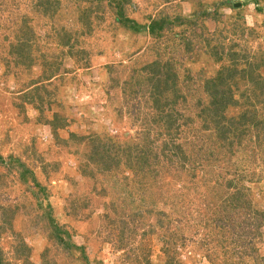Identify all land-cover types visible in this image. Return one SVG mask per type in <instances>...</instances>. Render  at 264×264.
<instances>
[{"label":"rangeland","instance_id":"obj_1","mask_svg":"<svg viewBox=\"0 0 264 264\" xmlns=\"http://www.w3.org/2000/svg\"><path fill=\"white\" fill-rule=\"evenodd\" d=\"M81 1L0 0V264H264V0Z\"/></svg>","mask_w":264,"mask_h":264},{"label":"trees","instance_id":"obj_2","mask_svg":"<svg viewBox=\"0 0 264 264\" xmlns=\"http://www.w3.org/2000/svg\"><path fill=\"white\" fill-rule=\"evenodd\" d=\"M75 1L77 2V0H75ZM78 1H81V0H78ZM13 2L15 3V0H13ZM67 2H70L71 3L72 0H69V1H65V0H31V2L29 4V7H31V9L33 10L32 13H37L40 16H42L43 18H45V19H48L49 18L50 20H56L57 17L59 18V17L62 16V12H65L64 6H65V4ZM9 4H12V3L10 2ZM20 6L21 5L18 4L19 9H20ZM79 8H82V7H79ZM79 11H80V14H81L82 13V10L79 9ZM12 13H14V11H11L10 12V15L12 16L11 17L12 18L11 20L15 21L14 18H13ZM28 15L29 14L23 15L24 17L22 16L21 22L20 23H17V28L15 29V37H16V42L17 43H12L11 42V47L15 50L14 52L16 53V55H17L18 58L21 57L22 54H24V58H25L24 51L26 49H28V47H30V46L26 45L27 44L26 40L30 38L28 36L30 35L31 31L28 30L26 27H24V24H26L27 21H28L27 19H29ZM80 19H83L81 17V15H80ZM85 22L86 23H89L88 16L86 17ZM155 27H156V24L153 23L151 25V28H155ZM31 57H32L31 53L29 55H27V58H31ZM23 60H26V59H22L20 62H22ZM29 63H31V62L29 61ZM152 77H153V79H152ZM152 77L149 78L148 80L149 81L150 80H154L156 82H159L161 80V79L156 78L157 77V74H154ZM157 90H158V92L155 93V94H153L156 97V102H163L161 97L164 94H166L167 91L164 92V89L163 90L157 89ZM221 99L222 98H220V101H221ZM165 109L166 108H164V107H159L158 109H155L156 110V118H154V121H155V123H159V122L166 123L168 125V131L170 133V129L173 128V114L172 113H166V110ZM254 127H255V129H259L260 123H255V126ZM55 129H57V128H55ZM241 130H243V129L241 128ZM174 147H175V149H177V153L178 154H181V156L183 157V159L185 161H189L187 159V157L184 155L183 151L180 149L181 145H175ZM146 155H147V153H146ZM190 168H191V166H189V168L186 170V172L188 174H191V176L193 177V174L194 173H191V172L194 171V169L193 170H190ZM203 175H204V173H203ZM226 176H228V175H226ZM233 176H235V174ZM156 182H158V180H154V181L153 180H150V186H152L151 187L152 190L154 188H157V191H158L159 187L156 185L157 184ZM234 182H242V178L237 177V178H232V180L228 179V183L233 184ZM232 199L233 200H237V197L235 196ZM228 206L232 209V207L234 205L229 204ZM248 211L250 212V210H248ZM229 230H230V232H228L227 236H225V237L227 238V240H230V242H239L241 236L243 238L244 237L246 238V236H245L246 233L243 230H241L240 233H236L235 230H234V227L230 228ZM252 234H253V232L250 234V236ZM250 236H248V237H250ZM168 238L169 239L165 242L166 243V246H165V249H164V253L166 255H170V252H168L169 251V248H170V247H168V244H169V241H170V236H168ZM252 241H253V239L250 237V239L246 242L245 247H246L247 251L248 250H251V249L257 250L256 244L254 242H252ZM242 242H244V239H243ZM241 246H243V245L241 244ZM248 246H249V248H248ZM260 258H261L260 260L262 262H264V257H260ZM173 262H174V260L171 257L168 256L166 264H173Z\"/></svg>","mask_w":264,"mask_h":264}]
</instances>
